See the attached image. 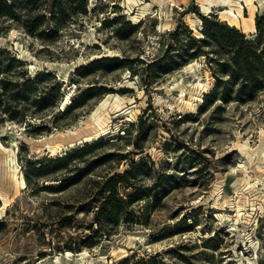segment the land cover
Listing matches in <instances>:
<instances>
[{"label": "rangeland", "instance_id": "obj_1", "mask_svg": "<svg viewBox=\"0 0 264 264\" xmlns=\"http://www.w3.org/2000/svg\"><path fill=\"white\" fill-rule=\"evenodd\" d=\"M52 1L0 5V50L22 63L5 72L51 75L30 91L51 95L42 113L31 115V100L17 105L18 119L0 111V264H264V90L245 103L204 99L216 75L228 78L218 66L226 38L213 27L228 25L220 11L202 0H71L65 18H51ZM253 3L264 27V6ZM205 30L216 41H199ZM13 150L29 176L23 189L4 163ZM78 150L68 169L93 163L77 185L58 191L65 170L34 172ZM127 170L123 179L147 194L131 207L144 221L121 220L84 247L101 183Z\"/></svg>", "mask_w": 264, "mask_h": 264}, {"label": "trees", "instance_id": "obj_2", "mask_svg": "<svg viewBox=\"0 0 264 264\" xmlns=\"http://www.w3.org/2000/svg\"><path fill=\"white\" fill-rule=\"evenodd\" d=\"M27 1L35 4L37 0ZM69 2H71V0H53L52 6L49 10V17L53 18L58 15L59 17L65 18L66 10L64 6ZM85 4L86 1L82 0L81 6L83 8L85 7ZM0 5H3L8 11H11L16 6V0H0ZM204 25L206 29L208 26H212V24H209L208 22H204ZM255 25L256 32L254 39L258 41L257 43L254 39H248L244 33L240 32L235 27L228 26L224 23L220 24L219 22H215V25H213L214 28L220 26L221 35L223 38H226V45L223 50L226 59L223 62H219L218 66L221 73L226 74L228 78L225 79L223 76L216 75V87L204 96L207 105L218 100L223 103H228L231 100L245 103L252 101L261 91L264 90V41L262 39V36L264 35V27L259 23H255ZM27 29L31 31L30 26H27ZM52 31H54V28L49 30V32ZM203 36L202 40L198 39L199 41H202L203 44H207L210 41H216L217 39V34H214L211 30H205ZM4 53L9 55V58L7 64H3V60H1L0 57V111L8 114L12 119H18L16 116L19 115L21 110L17 109V105L24 103L26 100H31L30 91L37 80L42 77H50L51 75L48 73L38 74L35 78H29L24 74L26 77L20 76L19 80L18 78H11L10 75L5 72L6 69H9L14 63H22L13 57L12 54H10V51L0 50V56ZM96 61L86 67L90 68ZM86 67H82V69ZM80 69H76V72H79ZM236 83L237 86L234 88ZM50 96L51 95L42 93L35 96V98H32L31 105L35 107V110L34 112H31V115L42 113L48 108L46 99L50 98ZM26 113L27 112H24L19 119H24V117L28 115ZM88 148V145H85V149ZM83 151L84 150L73 151L64 157H57L48 160V164L45 168L35 169L34 172L43 176L47 175L46 173L49 169L59 171L65 170L59 179L58 187L55 189L63 191L73 185H77L83 178L90 174L93 162L84 167H78L75 169H68L66 166V162L72 156ZM100 160L96 162H99ZM128 173V170L121 174L115 173L101 183L102 186L100 193L103 196L101 197L100 205L94 216V222L97 228L94 230L91 237L82 240L81 243L84 247L88 249L93 248L95 246L94 239L110 237L111 233L109 234V232H107L108 227H111L114 230L121 220L129 224L132 222L138 224L139 222L144 221L140 218L141 213L132 210L131 207L135 203L147 201V194L142 189L133 187L128 180L123 179V176ZM26 183L27 185L30 184L29 176L26 177ZM48 187V189L54 190L53 186ZM120 188H132L134 191L127 196H122L119 193ZM78 249H80V247ZM67 250L73 252L76 249L68 248ZM151 260L152 259L143 263L137 262L135 264H149ZM125 262L127 261L117 264H123Z\"/></svg>", "mask_w": 264, "mask_h": 264}, {"label": "bare ground", "instance_id": "obj_3", "mask_svg": "<svg viewBox=\"0 0 264 264\" xmlns=\"http://www.w3.org/2000/svg\"><path fill=\"white\" fill-rule=\"evenodd\" d=\"M202 1H204L205 3L204 4L205 9L212 10L213 8H217L220 11L219 19L221 21L228 23V25L230 26L238 28L245 35L252 36L256 32V25H255L256 16L255 15H256L257 6L253 3V0H244L248 6V11H249L248 17L243 15L242 10H241L243 0H202ZM258 2L260 5L264 6V0H258ZM146 9L147 7H143L142 12H145ZM235 9H236L237 14L235 13ZM133 19L136 21V17H134ZM73 135L76 137L77 132L74 131ZM97 136H99V134L96 132H93L91 134H87L83 136L82 139L83 141H88ZM0 147L4 150L1 144H0ZM4 163L9 172L10 179L14 183V185L20 187V189L25 188L26 187L25 179L23 175L18 172V169H17L16 150H13L10 153H8ZM0 200H2L5 204L8 203V199H6L5 197L1 195H0ZM1 210H2V206H0V211Z\"/></svg>", "mask_w": 264, "mask_h": 264}]
</instances>
